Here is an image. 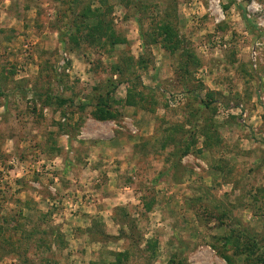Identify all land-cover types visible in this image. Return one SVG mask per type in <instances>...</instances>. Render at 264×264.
<instances>
[{
    "label": "rangeland",
    "instance_id": "1",
    "mask_svg": "<svg viewBox=\"0 0 264 264\" xmlns=\"http://www.w3.org/2000/svg\"><path fill=\"white\" fill-rule=\"evenodd\" d=\"M0 225V264H264V0H0Z\"/></svg>",
    "mask_w": 264,
    "mask_h": 264
},
{
    "label": "trees",
    "instance_id": "2",
    "mask_svg": "<svg viewBox=\"0 0 264 264\" xmlns=\"http://www.w3.org/2000/svg\"><path fill=\"white\" fill-rule=\"evenodd\" d=\"M230 1H233V0H230ZM84 17L86 19L84 18L83 21H81L77 26L78 31L81 33L83 31H88L87 34L84 36L88 37L90 40H92L91 39V37H92L94 41L102 42L103 44L110 45L112 47H114L117 43L120 42V38L116 35L114 28L111 26L110 21L105 17V15L101 11L100 7L96 8V9H92L89 7L88 10L86 12H84ZM163 28H164V33H165V36H164L165 46L173 54L177 49H180L182 42H180L179 39L175 38L174 34L172 33L170 26L164 25ZM185 60L187 61L188 59L185 58ZM187 63H188V61H187ZM119 67L120 66L115 67V69L117 70V72H115V73H118V74L121 73ZM186 70L190 71L189 67L186 68ZM187 71H186V73H190ZM122 82H124V80L120 79L119 81L113 83L114 87L113 88L110 87L111 91L107 92L108 96H106V97L108 99L110 98L111 93L116 89L115 86L117 84L122 83ZM187 91L189 93H191L193 90H190L189 88H187ZM182 93L184 94L185 97H187L186 95H188V94L186 92H182ZM167 96H168V92L166 93V97ZM185 99H187V98H185ZM108 102H109L108 100H102V103H100L98 105V108L95 111V116L98 119L105 120V119H116L117 118V112H114V111L108 109V107H109ZM129 102H131V100ZM210 103L211 102H206L205 106L209 107ZM225 217H226V214H222V216L220 217L221 223H223V218H225ZM4 222H6V220H4ZM237 225L241 226V223L238 221ZM9 227H11V226L2 227L0 225V250L4 249V247H2V246H5L6 243H10L12 246L14 245V243L11 239L2 238L1 233L3 231H7ZM15 227L16 226H14V225L12 226V228H15ZM19 228H21V227H19ZM229 230H228L229 231L228 233L226 231L225 234H223V236L220 237L221 241H223V243H224L225 248L223 250L216 247V246H213V248L215 250H217V252L221 256L225 257L230 264H233V261L227 255V251H226L227 247L235 246L239 253H244V252L248 253L249 251L254 253V250L252 248L253 245H250L251 240L248 238H245L247 235V233H246L247 231L245 229L243 230L240 228L230 227ZM26 239L27 240L29 239V233L27 234ZM14 247H19V245L18 246L14 245ZM13 249L14 248H10L9 250H11V251L8 253L10 254L13 251H15ZM2 251H5V250H2ZM249 255H252V254L249 253Z\"/></svg>",
    "mask_w": 264,
    "mask_h": 264
},
{
    "label": "built area",
    "instance_id": "3",
    "mask_svg": "<svg viewBox=\"0 0 264 264\" xmlns=\"http://www.w3.org/2000/svg\"><path fill=\"white\" fill-rule=\"evenodd\" d=\"M168 98H169V100H170V98L172 97V96H170V94H168V96H167ZM174 101H177V98H175L174 97Z\"/></svg>",
    "mask_w": 264,
    "mask_h": 264
}]
</instances>
